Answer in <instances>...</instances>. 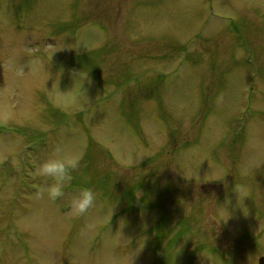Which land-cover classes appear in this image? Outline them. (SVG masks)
<instances>
[{
    "label": "rangeland",
    "instance_id": "374dc122",
    "mask_svg": "<svg viewBox=\"0 0 264 264\" xmlns=\"http://www.w3.org/2000/svg\"><path fill=\"white\" fill-rule=\"evenodd\" d=\"M56 148L84 216L39 198ZM127 251L264 258V0H0V264Z\"/></svg>",
    "mask_w": 264,
    "mask_h": 264
},
{
    "label": "clouds",
    "instance_id": "9594fccd",
    "mask_svg": "<svg viewBox=\"0 0 264 264\" xmlns=\"http://www.w3.org/2000/svg\"><path fill=\"white\" fill-rule=\"evenodd\" d=\"M62 150L56 148L38 167V175L44 179L39 198L49 202H57L68 198V205L73 216H84L93 209L97 202V193L86 184L73 188V171L79 166V157L62 155ZM71 189V191H69ZM134 251H127L124 264H132Z\"/></svg>",
    "mask_w": 264,
    "mask_h": 264
},
{
    "label": "water",
    "instance_id": "95a60500",
    "mask_svg": "<svg viewBox=\"0 0 264 264\" xmlns=\"http://www.w3.org/2000/svg\"><path fill=\"white\" fill-rule=\"evenodd\" d=\"M260 264H264V258L260 259Z\"/></svg>",
    "mask_w": 264,
    "mask_h": 264
}]
</instances>
